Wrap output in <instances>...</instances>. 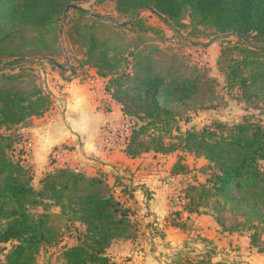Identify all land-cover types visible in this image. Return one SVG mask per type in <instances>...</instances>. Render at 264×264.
I'll return each mask as SVG.
<instances>
[{
	"label": "trees",
	"instance_id": "trees-1",
	"mask_svg": "<svg viewBox=\"0 0 264 264\" xmlns=\"http://www.w3.org/2000/svg\"><path fill=\"white\" fill-rule=\"evenodd\" d=\"M89 1L0 0V65L20 68L22 62L39 55L55 64L54 55L62 50V32L71 50H81L80 68L94 67L107 80L106 91L122 105L123 114L135 120L127 155L181 151L207 160L210 174L204 183L185 186V201L182 209L171 211V225L184 226L181 211L210 214L201 208L211 198L222 200L248 214L250 244L264 253L259 245V229H264V125L244 114L232 124L215 118L201 128L191 125L182 130L181 108L207 89L214 92L217 81L194 72L186 75L172 59L166 70H160L159 49L130 51L112 34L127 27L153 30L141 16L151 12L174 31V25L184 26L187 18L215 37L234 36L231 49L237 54L227 59L222 50L227 63L219 69L227 85L237 88L240 100L263 102L264 0H114L116 13L127 19L124 25L96 13L92 16L82 8ZM68 5L83 10L70 9L64 15ZM5 73L0 72V254L4 258L0 264H36L41 248L59 241L63 220L83 225L84 230L77 233L76 244L62 248L61 264H115L107 248L115 239L134 235L131 210L102 177L67 167L45 173L36 187L23 144L29 137L18 129L48 111L53 97L34 80L26 82L22 74ZM187 173L188 166L178 156L171 175ZM214 217L223 230L237 229ZM175 255L177 264H224L213 260L212 247L183 262L180 251Z\"/></svg>",
	"mask_w": 264,
	"mask_h": 264
},
{
	"label": "crops",
	"instance_id": "crops-1",
	"mask_svg": "<svg viewBox=\"0 0 264 264\" xmlns=\"http://www.w3.org/2000/svg\"><path fill=\"white\" fill-rule=\"evenodd\" d=\"M44 75L53 105L18 129L29 137L23 144L29 152L27 163L33 167L34 182L38 185L45 173L67 167L102 177L108 187L114 188L122 201L117 199L136 213H131L134 235L115 239L107 248L115 264H172L173 255L186 248L191 236L195 239L193 255L212 247L214 261L264 264V253L251 246L247 232L223 230L211 214L181 211L184 226L171 225V211L182 209L174 207L173 199L187 184L197 183L191 178V163L183 157L190 153L150 151L131 157L125 150H107L101 142V127L127 117L122 105L106 91L107 80L94 67L83 66L69 78L61 73ZM178 156L189 173L174 176L171 169ZM172 177L175 182L170 181ZM187 229L191 230L188 235Z\"/></svg>",
	"mask_w": 264,
	"mask_h": 264
},
{
	"label": "rangeland",
	"instance_id": "rangeland-1",
	"mask_svg": "<svg viewBox=\"0 0 264 264\" xmlns=\"http://www.w3.org/2000/svg\"><path fill=\"white\" fill-rule=\"evenodd\" d=\"M82 8L90 11L91 14H99L102 19L109 20L115 24L123 23L127 20L125 17L116 13L114 0H90L84 3ZM71 16L75 17L76 15L72 14ZM141 16L145 24L153 27V30L147 32L130 27L121 31L112 30L115 39L128 45L130 51H147L149 47L152 46L159 49L158 68L160 70H166L170 59H172L186 75L194 72L217 81L213 84L214 92L207 89L200 94L196 100L189 102L187 106L182 108L180 105L177 106V108L182 109L179 115L180 117H178L182 130H185L191 125H194L196 128H201L204 125L210 124L215 118L232 124L242 119L244 114H251L254 120L264 125V101L252 102L240 100L237 97L239 95L237 88H230V86L227 85L225 74L219 69L220 64L225 66L227 59L237 54L236 50L231 49V45L236 42L234 36L230 35L227 36V38L215 37L209 29L190 24L187 18L183 21L184 26L174 25L177 30L174 31L173 27L164 24L154 13L143 12ZM66 29L67 28H64L65 31ZM61 36L62 39L60 43L62 50L58 51L53 59L57 65L39 55L22 62L20 68L11 69L9 66L0 65V72L5 71V74L8 75L22 74L24 75V81L34 80L41 86H44L46 83L45 79L47 76L44 75L45 73H49L50 76H57L61 73L65 75V78H69L70 69L74 71V69L80 68L79 60L82 58V52L81 50L80 52L71 50L66 43L67 36L64 39L62 32ZM222 50L226 53L224 56L227 59L225 60L221 57ZM129 59L132 61V57H129ZM59 64L63 66L60 67L61 69L58 68ZM130 120L134 124L135 120ZM186 120H188V122H186ZM22 134L25 138L28 137L26 136L27 134ZM192 156L194 155L185 154L183 156L193 167L191 169V178L195 182L204 183L211 170L205 159L193 158ZM34 184L36 185V182H34ZM38 186L39 185H36V187ZM110 190L116 198L122 201L120 195L115 194L114 188H110ZM181 199V195H176L175 199H173L174 207L183 206ZM201 210L203 212H209L212 216H220L230 229L237 228L236 230H242L248 234L251 233L249 228L252 223L247 216L248 214L244 211L235 210L222 200L211 198L207 202V205L201 208ZM38 212H41V209H39ZM134 212L133 210L131 212L133 216L136 214ZM61 228L62 234L59 241L56 244L42 247L36 264H61L60 252L62 248L64 246L76 244L77 233L84 230L83 225H79L78 223L71 224L70 221L66 222L64 220L61 221ZM190 231L191 230L186 231V234L188 235ZM259 231V238H261L259 245L264 249V229H259ZM194 240V237L191 236L186 243V248L180 250L181 262L186 258L193 259L194 250L192 243ZM174 257L179 259V256L173 255L172 264H177V260H174ZM2 260H4V258L0 254V261Z\"/></svg>",
	"mask_w": 264,
	"mask_h": 264
},
{
	"label": "built area",
	"instance_id": "built-area-1",
	"mask_svg": "<svg viewBox=\"0 0 264 264\" xmlns=\"http://www.w3.org/2000/svg\"><path fill=\"white\" fill-rule=\"evenodd\" d=\"M69 74L71 75V69L69 70ZM132 125V121L128 118L119 122L107 123L103 125L100 130L101 142L103 146L107 150L111 151H124L129 142ZM170 181L175 182L174 177H172ZM178 195L182 196L181 202L184 203V193L182 192Z\"/></svg>",
	"mask_w": 264,
	"mask_h": 264
},
{
	"label": "water",
	"instance_id": "water-1",
	"mask_svg": "<svg viewBox=\"0 0 264 264\" xmlns=\"http://www.w3.org/2000/svg\"><path fill=\"white\" fill-rule=\"evenodd\" d=\"M70 9H81V8H79V7L75 6V5H68V6L65 8V10H64V15H66ZM81 10H83V9H81ZM140 11H141V10H139V11L137 12L136 16L139 14ZM91 15L94 16V17H97L96 14H91ZM136 16H135V17H136ZM135 17H134V18H135ZM134 18H133V19H134ZM128 23H130V22H128ZM118 25H124V24H123V23H118ZM61 30H62V27L60 28V32H61ZM58 68H60L59 65H58ZM71 75H74V71H73L72 69H71Z\"/></svg>",
	"mask_w": 264,
	"mask_h": 264
}]
</instances>
